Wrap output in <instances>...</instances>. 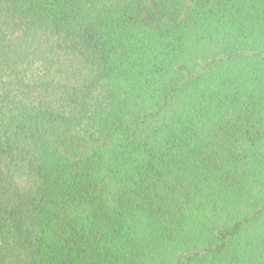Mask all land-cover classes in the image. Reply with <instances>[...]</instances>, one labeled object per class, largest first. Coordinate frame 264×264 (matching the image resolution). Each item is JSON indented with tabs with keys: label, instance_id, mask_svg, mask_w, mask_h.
<instances>
[{
	"label": "trees",
	"instance_id": "obj_1",
	"mask_svg": "<svg viewBox=\"0 0 264 264\" xmlns=\"http://www.w3.org/2000/svg\"><path fill=\"white\" fill-rule=\"evenodd\" d=\"M0 264H264V0H0Z\"/></svg>",
	"mask_w": 264,
	"mask_h": 264
}]
</instances>
